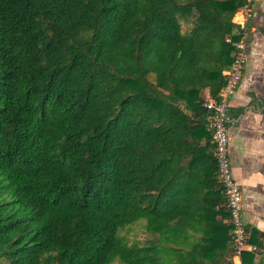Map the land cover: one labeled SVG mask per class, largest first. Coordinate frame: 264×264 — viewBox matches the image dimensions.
I'll return each instance as SVG.
<instances>
[{
  "label": "trees",
  "instance_id": "trees-1",
  "mask_svg": "<svg viewBox=\"0 0 264 264\" xmlns=\"http://www.w3.org/2000/svg\"><path fill=\"white\" fill-rule=\"evenodd\" d=\"M240 8L0 0V264H233L202 91L219 97ZM245 228L240 262L261 264Z\"/></svg>",
  "mask_w": 264,
  "mask_h": 264
},
{
  "label": "crops",
  "instance_id": "crops-1",
  "mask_svg": "<svg viewBox=\"0 0 264 264\" xmlns=\"http://www.w3.org/2000/svg\"><path fill=\"white\" fill-rule=\"evenodd\" d=\"M231 21L242 24L243 28L248 22L250 28L244 31L242 38L245 66L230 99L228 157L232 175L241 191L244 226L264 233V111L263 104L252 102V97L264 100V33L255 31L264 21V0H250V8L237 10ZM202 95L203 98L209 96L206 89ZM242 107V112L235 116ZM213 209L219 210L218 206ZM215 217L220 219V214ZM252 264H258V256L255 255ZM261 264H264V258Z\"/></svg>",
  "mask_w": 264,
  "mask_h": 264
},
{
  "label": "built area",
  "instance_id": "built-area-1",
  "mask_svg": "<svg viewBox=\"0 0 264 264\" xmlns=\"http://www.w3.org/2000/svg\"><path fill=\"white\" fill-rule=\"evenodd\" d=\"M240 27H242V24ZM243 38V37H242ZM241 40L234 44V52L230 68L223 71L225 83L221 87L218 99L210 96L204 98L202 106L207 112V129L210 132L211 154L215 161L216 177L225 195V207L228 221L233 264H240L242 251H254L255 247L246 242V228L241 220L242 196L234 179L228 157V125L230 123L229 105L241 78L245 66V46Z\"/></svg>",
  "mask_w": 264,
  "mask_h": 264
},
{
  "label": "rangeland",
  "instance_id": "rangeland-1",
  "mask_svg": "<svg viewBox=\"0 0 264 264\" xmlns=\"http://www.w3.org/2000/svg\"><path fill=\"white\" fill-rule=\"evenodd\" d=\"M182 29H185L184 24H182ZM120 233L125 234L128 241H132L133 239L142 241L146 236L142 228H139L138 226L135 225L130 226V228L128 229L120 230ZM246 237H247V233H246Z\"/></svg>",
  "mask_w": 264,
  "mask_h": 264
}]
</instances>
